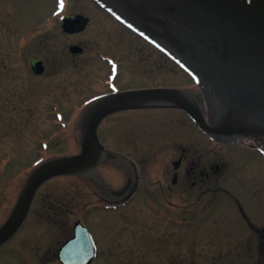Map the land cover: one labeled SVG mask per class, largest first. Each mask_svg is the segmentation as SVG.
<instances>
[{
    "label": "flooded vegetation",
    "instance_id": "af4514ba",
    "mask_svg": "<svg viewBox=\"0 0 264 264\" xmlns=\"http://www.w3.org/2000/svg\"><path fill=\"white\" fill-rule=\"evenodd\" d=\"M97 5L133 37L132 67L130 74L125 77L123 61L116 60L115 54H112L114 52L100 53L97 59L98 65L102 67L97 69V73H87L85 70L83 74L81 71L78 73L75 83L80 94L101 89L104 91L98 92L83 112L78 114L77 118L81 120L77 124L76 149L70 157L81 155L82 123L89 108L115 94L177 91L185 100L196 102L208 126L214 128L224 122L225 110L217 93L207 86L203 77L193 74L188 63L178 57L172 48L165 47L156 35L144 31L139 24L124 18L109 6ZM90 26L91 20L85 16L75 15L61 21L63 35L70 38L85 34ZM68 51L74 65L80 66L81 61L76 62L85 56L86 48L77 44L68 47ZM104 54L107 57H102ZM37 65H41V73ZM177 66L190 82L188 87L176 85ZM29 71L34 76L42 77L45 75L46 63L40 58L33 59ZM103 71H107V74H102ZM192 83L199 86L203 100L193 94L190 87ZM145 107L114 114L99 125L97 135L103 150L96 165L87 172L66 176L75 179L72 196L58 197L54 191L46 194V186L63 177L54 178L39 188L23 225L12 240L0 247V264H79L80 260H64L60 257L65 245L75 239L78 226L89 234L90 248L87 254L93 252V257L88 264H126L129 242L136 244V235L132 232L130 240L124 229L131 216L139 220L136 232L141 251L145 249V233L148 232L153 235V243H156L154 248L163 250L160 255L161 258L165 257L166 261L163 262L205 264L208 251L202 253L203 249L199 251L196 245H192L191 238L197 232L193 225L197 222L198 212L207 216L224 205L225 211L240 220L242 229L239 230L254 234L250 243V263L245 256L240 262L264 264V226L257 227L256 220L252 219L253 216H259L264 220V200H258L262 211L256 213L254 206L257 200L245 195L250 194L247 191L250 180L230 179L232 171H229L228 165L232 161L239 164L236 172L240 175L252 169L261 170L264 164V138L212 136L173 104L153 103ZM207 109L209 114H206ZM209 143H218L222 147L219 151H208ZM62 158L66 156L41 163L34 171L45 163ZM255 185L264 187L261 181ZM237 189L243 196L237 193ZM13 209L4 223L0 222V228ZM102 223L108 227L104 235L100 232ZM175 233L181 236V243L177 244L173 237L162 241L159 237L173 236ZM35 235L42 243L28 248L13 244L20 236ZM258 249L260 253L256 254ZM180 255L186 257H178ZM215 258L209 263L219 264Z\"/></svg>",
    "mask_w": 264,
    "mask_h": 264
},
{
    "label": "rangeland",
    "instance_id": "374dc122",
    "mask_svg": "<svg viewBox=\"0 0 264 264\" xmlns=\"http://www.w3.org/2000/svg\"><path fill=\"white\" fill-rule=\"evenodd\" d=\"M75 15L89 18L91 26L85 34L70 38L63 35L61 21ZM132 38L93 0H0L1 224L9 216L24 183L38 165L57 157L68 158L75 153L77 124L81 120L77 118L78 114L83 112L98 92L104 91L101 89L80 94L75 83L78 73L81 71L83 74L84 70L97 73V69L102 67L98 65L99 54L114 52L115 59L123 61V76L127 77L131 72L130 59L133 58L131 53L135 46ZM77 44L87 50L83 58L77 59L76 63L81 61L80 66L74 65L68 51V47ZM39 58L46 63L45 75L42 77L34 76L29 71L30 62ZM102 74L106 75L107 71ZM188 84L190 82L177 66L176 85L188 87ZM190 87L193 94L203 100L199 86L192 83ZM206 114H209L208 109ZM221 147L218 143H209L207 150L219 151ZM228 165L229 171H232L230 179L250 180L251 184L247 188L250 194L245 195L257 200L254 209L256 213L261 212L258 200H264V187L255 183L261 181L264 185V164L260 171L252 169L241 175L237 173L239 164L232 161ZM149 169L152 171V165ZM74 184L73 177L56 179L46 186V194L54 191L58 197L72 196ZM237 193L242 195L238 189ZM225 208L226 205L214 209V213L207 216L197 213V222L193 225L197 232L191 239L196 249H203L202 253L208 251L205 264H211L209 262L213 257L219 264H244L240 262L244 256L246 261L250 260V243L254 234L239 230L242 227L240 220L230 215ZM128 219L124 229L129 239L133 234L136 235V244L129 242L126 264H168L163 262L165 257L160 256L163 250L154 248L156 243H153V235L148 232L145 233V249L141 251L136 232L139 220L132 216ZM252 219L256 220L257 227L264 226L261 217L253 216ZM100 229L104 235L108 227L102 223ZM159 237L161 241L173 237L177 244L181 243L178 233ZM36 243H42L37 235L20 236L13 242L15 245H25V248ZM117 259L120 260V257Z\"/></svg>",
    "mask_w": 264,
    "mask_h": 264
},
{
    "label": "water",
    "instance_id": "95a60500",
    "mask_svg": "<svg viewBox=\"0 0 264 264\" xmlns=\"http://www.w3.org/2000/svg\"><path fill=\"white\" fill-rule=\"evenodd\" d=\"M95 1L133 20L172 48L217 93L226 119L217 127L208 126L196 102L173 90L128 92L99 100L83 119L81 155L50 161L31 174L0 228V247L17 234L44 183L87 172L96 165L103 150L97 135L99 125L114 114L170 103L212 136L264 138V0ZM36 67L41 73V65ZM89 241L88 232L78 226L75 239L61 251V259L88 264L93 257V252L87 254Z\"/></svg>",
    "mask_w": 264,
    "mask_h": 264
}]
</instances>
